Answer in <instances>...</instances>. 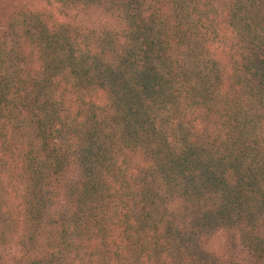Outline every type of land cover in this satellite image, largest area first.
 Segmentation results:
<instances>
[{
  "label": "trees",
  "instance_id": "obj_1",
  "mask_svg": "<svg viewBox=\"0 0 264 264\" xmlns=\"http://www.w3.org/2000/svg\"><path fill=\"white\" fill-rule=\"evenodd\" d=\"M2 255L264 264V0H0Z\"/></svg>",
  "mask_w": 264,
  "mask_h": 264
},
{
  "label": "rangeland",
  "instance_id": "obj_2",
  "mask_svg": "<svg viewBox=\"0 0 264 264\" xmlns=\"http://www.w3.org/2000/svg\"><path fill=\"white\" fill-rule=\"evenodd\" d=\"M107 111H108V109H107ZM106 113L104 115L107 118ZM109 114L111 116H113L112 115L113 114L112 111H109ZM102 115H103V113L101 114V116ZM107 124H109V123H107ZM103 130H104V132H108V133L110 132L111 133L110 129H108L107 127L105 129H103ZM116 187L117 186H113V188H116ZM59 205L60 204L58 202V199L55 200V203H53V205L50 207V209L52 210L51 212H53V211L54 212H58L56 210L61 208ZM184 235H185V233H184ZM184 235H182V236H184ZM220 235H221V237H220ZM182 236H179V237H181V238H179L180 239L179 243L181 245L182 244L185 245V247L182 246V248H184V253H187L189 255H198L200 251L202 253V247H203L205 249L204 253H206V254H213V253L217 254V255L223 257L222 260L224 259L223 261H225L226 263L231 258L237 256V254H234L235 252L237 253V251H232L231 252V250H227L225 248V242H224L225 241V239H224L225 233L224 234H222V233L221 234H218V233L217 234L216 233L215 234H207V236L204 237L203 245H202V238L201 239H198V238H196V239H188V237H182ZM14 249H15V247L13 249H7L4 252H6L8 254L9 253L12 254L14 252ZM105 249L106 248H101L100 250H101L102 253H104L106 251ZM102 253H100V254H102ZM2 256L5 257L4 261H3V264H12L9 256H5V255H2ZM109 256H112V255L110 254ZM242 256H245V253H243ZM102 257L105 258L104 255ZM103 258H99V259H94L93 258L92 260L93 261H98V260L102 259L101 261H103ZM107 258H108V256H106V259ZM78 260H79V257H78ZM117 262L118 261H116L115 259H112V263L113 264H117Z\"/></svg>",
  "mask_w": 264,
  "mask_h": 264
}]
</instances>
